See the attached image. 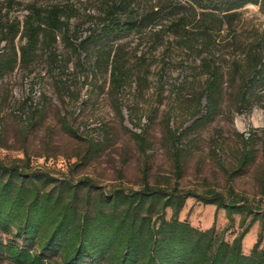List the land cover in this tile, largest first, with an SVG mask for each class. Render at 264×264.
Instances as JSON below:
<instances>
[{"label": "rangeland", "instance_id": "obj_1", "mask_svg": "<svg viewBox=\"0 0 264 264\" xmlns=\"http://www.w3.org/2000/svg\"><path fill=\"white\" fill-rule=\"evenodd\" d=\"M8 1L0 0L2 14L10 11L21 19L30 3L68 4L78 14L69 35L75 45L102 29L98 0H13L12 6ZM151 9L163 13L150 27L103 43L106 56L112 51V61L117 53L126 73L119 86L107 60L95 64L94 45L88 57L86 51L66 47L61 36L52 51L40 49L28 65L0 78V165L79 185V206L87 213L117 192H139L146 186L182 197L219 194L251 213L236 214L230 223L224 210L192 197L185 200L179 220L203 231L215 228L218 237L232 243L243 231L242 221L248 225L259 215L242 249L250 254L258 243L264 250V83L248 87L246 95L241 92L249 49L259 47L264 57L259 42L264 12L247 5L233 24L205 29L199 10L186 0H139L136 5L139 13ZM173 12L189 17L181 34L170 26ZM3 50L1 44L0 54ZM208 63L223 74V95L207 119L202 94L211 81ZM172 216L173 210L166 209L165 218ZM14 235L0 237L39 253L38 245ZM44 255L52 264L62 263L61 254ZM0 264L14 263L4 259Z\"/></svg>", "mask_w": 264, "mask_h": 264}, {"label": "trees", "instance_id": "obj_2", "mask_svg": "<svg viewBox=\"0 0 264 264\" xmlns=\"http://www.w3.org/2000/svg\"><path fill=\"white\" fill-rule=\"evenodd\" d=\"M138 2L98 0L100 10L97 17L102 18L99 22L102 29L100 33H96L97 29L90 31L78 45L69 38L71 21L78 14L68 4L30 3L23 19L11 15L10 11L4 16L0 9V46L4 44L0 54V78L12 73L18 65H28L40 49L52 51L61 36L66 47L86 51L88 57L92 54L89 48L94 45L97 49L95 64L100 67L107 60L105 66L111 67L112 81L119 86L126 73L117 53L112 61V51L106 56L108 51L103 49V43L111 37L118 40L137 30L147 29L163 13L161 9L136 12ZM186 2L199 10L198 21L205 29L233 24L238 11L247 5L259 6L264 12V0H213L210 5L207 0ZM8 5L12 6L13 0H9ZM222 12L225 13L223 18L219 15ZM171 14L174 18L170 26L176 34H181L186 30L189 17L181 13ZM84 16L94 17L92 13ZM18 39L23 43L17 45ZM259 42L264 44V38ZM188 44L187 47L193 45L191 41ZM238 47L246 53L244 44L238 43ZM257 48L249 49L246 54L247 67L241 75L243 95L248 94V87L264 83L263 50ZM206 69L211 81H208L202 97L207 101L208 115L205 118L208 119L223 95V74L209 63ZM250 160V157L245 159L243 166ZM79 190V185L55 180L47 173L26 172L18 165H0V236L15 234L16 239H24L39 248V253L31 247L21 249L0 237V261L52 264L44 255L49 253L52 256L61 254V264H264V250L258 243L250 254H244L242 249L243 240L259 215H255L248 225L245 219L242 221L243 231L232 243L218 237L215 228L203 231L178 218L185 200L195 197L205 205L224 210L233 223L234 215L251 213L238 201L227 203L219 194L209 199L192 194L182 197L177 191L165 195L146 186L139 192H117L103 200V207L87 213L79 206ZM104 206L109 209L104 210ZM168 208L173 210L170 220L165 218Z\"/></svg>", "mask_w": 264, "mask_h": 264}]
</instances>
